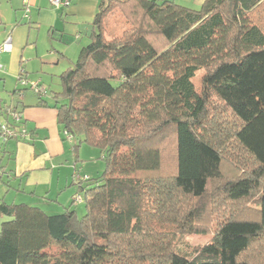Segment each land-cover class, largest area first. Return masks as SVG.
Listing matches in <instances>:
<instances>
[{"label": "trees", "instance_id": "1", "mask_svg": "<svg viewBox=\"0 0 264 264\" xmlns=\"http://www.w3.org/2000/svg\"><path fill=\"white\" fill-rule=\"evenodd\" d=\"M198 6L99 0L89 41L60 73L51 106L62 139L71 135L73 157L79 161L86 142L99 150L104 169L81 175L73 161L76 190L58 213L0 199L7 218L0 264H264V0ZM200 69L198 92L192 79ZM20 79L30 82L24 71ZM38 84L44 92L27 84L15 94L30 88L48 106L49 92ZM212 96L237 121L224 136L206 122ZM0 113L26 128L25 120L18 125ZM226 139L252 158V171L222 180ZM10 140L20 139L0 141L5 154ZM215 195L219 206L253 200L256 216H227L208 242L186 250L185 234L208 233L206 200ZM75 202L84 205L81 216ZM254 246L258 251L245 256Z\"/></svg>", "mask_w": 264, "mask_h": 264}, {"label": "crops", "instance_id": "2", "mask_svg": "<svg viewBox=\"0 0 264 264\" xmlns=\"http://www.w3.org/2000/svg\"><path fill=\"white\" fill-rule=\"evenodd\" d=\"M20 1L15 0L19 7L15 9L14 14L0 10V44L7 36L12 40L11 50L0 54V63L4 68L0 71V97L5 106L15 105L21 110L22 120H25L30 135L28 138L10 140L7 143L6 150L10 158L1 170L3 175L0 181L2 183L6 181L10 189L12 187L10 185H15L16 191L21 194V202L40 206L43 203L51 204L58 201L59 188L67 187L68 183L74 186L71 184L74 169L73 165L69 166L62 162L69 153L72 154L70 159H73V152L70 141L63 140L60 134L56 109L49 101L48 106L38 104L37 97L34 102H24L27 90L24 91L22 98L15 94V90L20 88L18 76L21 71L25 72V77L30 81L25 70L27 67L24 57L25 49L33 52V46L36 47L35 43L33 46L30 44L31 26L40 25L48 30L54 29L57 38L51 39L55 40L56 49L49 51V55L59 53V56L72 63L80 47L76 46L72 49V55H68L66 45L71 43L72 37L81 40L86 36L89 39L92 19L99 0H70L68 6L59 8L51 6L47 0H31L33 13L30 14V24L18 14L21 10ZM59 61L58 57L52 60V63L59 64ZM0 155L3 160L5 157L1 152ZM71 163L73 164V160ZM75 190V186L69 187L66 190L67 197L61 202L65 204ZM0 199L6 201V196L3 195ZM12 202L15 201L8 203Z\"/></svg>", "mask_w": 264, "mask_h": 264}, {"label": "rangeland", "instance_id": "3", "mask_svg": "<svg viewBox=\"0 0 264 264\" xmlns=\"http://www.w3.org/2000/svg\"><path fill=\"white\" fill-rule=\"evenodd\" d=\"M50 4V1L47 0ZM179 4L185 5L190 8L199 7L198 1L199 0H176ZM2 5L0 6V10L4 13L11 14V12L14 14L15 9L19 7L18 3L15 2V0H1ZM24 4L25 1L21 0V10L18 11L19 16L21 15L22 19L24 21H27V18L23 17L24 13ZM29 6H30V14L33 13L32 9V3L31 0H29ZM52 6V5H51ZM54 7V6H53ZM57 8V7H55ZM39 25L38 27H35V25L31 26V32L32 36L30 37V44L33 46L34 43L36 47L33 46V52H29L27 49H25V65L28 72V76L30 79V82L39 81L43 86H45L49 92L47 93L46 98L49 101V103H54L53 99H51L53 92H58L61 89V85L59 82V75L60 73L65 70L69 65H72L70 61H67L65 58L59 56V53H54L53 55H49V51H53V49H56L55 47V40L51 39V36L48 32V28L41 27ZM78 37H72L71 43L66 45L67 46V53L68 55H72V49L76 46H79L80 49L82 46L86 45L89 41V39L84 36V39L78 40ZM58 49V48H57ZM80 51V50H79ZM79 52L76 54L75 59L77 58ZM67 55V57H69ZM60 59L59 64L52 63V60ZM203 69H200L196 71L195 76L193 77L192 81L195 86V89L199 92L201 88V80L202 76L204 74ZM24 87V86H23ZM26 97L23 99L24 102H34L36 100V95L34 94L33 90L28 88L26 89ZM25 91V90H24ZM22 98V95L20 96ZM63 102V99H60V103ZM209 109V118L206 122H208L211 126V128H214L215 124H217L216 128L223 130V132H220L224 135L229 134V131L233 129L234 125L237 123V121L233 118L231 113L221 104L220 101H218L214 96H212L209 99L208 107ZM28 129V128H27ZM29 131V130H28ZM236 147V148H234ZM2 148V147H1ZM3 149V148H2ZM2 149H0V152L2 153L3 160L1 159L0 155V166H5L4 164L7 163V160L9 158L8 154H5L2 152ZM78 158L74 156V159H70L72 157V154L69 153V156L67 158H63L62 162L67 163V165H72L71 161L73 160L76 163L77 168L79 169V173L81 175L86 176H97L99 175L103 169H104V162L100 158V152L96 147H93L91 145H88L86 142H82L80 146L78 147ZM71 155V156H70ZM223 156L224 161L222 164V170H221V177L222 180H227L228 178L234 177L238 172L244 171L245 173H249L252 171L253 168H255L254 161L251 157H249L243 150L238 148L236 145H233V141L231 139H226L224 142L223 147ZM165 170L167 173H171L172 164L170 161L165 166ZM1 168H0V174H1ZM73 174V170H72ZM12 186L11 189L8 188L7 184H4L0 181V198H2L3 195L6 196V201H15L16 203L21 202L20 197L21 194L16 191V186ZM71 186L69 183L67 184V187L59 188L58 193V201H54L51 204H39L42 209H44L47 213H58L63 211V207L68 204L70 201L67 200V204H63L61 201H64L66 196V190ZM55 195V194H54ZM221 196H212L208 197L206 201L209 202L210 207L207 209L209 216L205 219V226L208 227V233L206 234H185L183 238L181 239L182 242H180V245L185 248L188 251H191V248L193 246L201 245L206 242H208L211 239V236L213 232L216 230V226H218L221 219L227 217V216H235L238 215L240 217H254L256 215L253 214V212H256L254 206L255 202L253 200H244L240 202H231V203H225L223 205L221 204ZM13 199V200H12ZM59 202V203H58ZM222 206H224L222 208ZM74 207L77 210L78 216H81L84 213V205L82 202H75ZM6 217L0 216V223L4 220L6 221ZM156 230H161L165 232H169L173 230L172 225L167 224H157L155 226ZM259 249V246H254L252 249H249L245 256H253L255 252H257ZM53 250V249H52ZM250 257V259H252ZM107 264H114L111 262H108Z\"/></svg>", "mask_w": 264, "mask_h": 264}, {"label": "built area", "instance_id": "4", "mask_svg": "<svg viewBox=\"0 0 264 264\" xmlns=\"http://www.w3.org/2000/svg\"><path fill=\"white\" fill-rule=\"evenodd\" d=\"M25 4H24V13H23V17L27 18V20L30 18V6H29V0H24ZM50 4L54 7H63V6H67L70 2V0H49ZM12 48V40L10 36H7V38L0 44V54L2 52H6V51H10ZM3 65L0 63V71H2ZM20 86H26L31 85L32 88L36 91V92H44L45 89L44 87L40 86L38 84V82H28L25 79H20L19 80ZM0 108L3 109L4 113L8 115V117H10V119H12V121L16 122L18 125L20 124V122L22 121V114L21 112H19L18 110H12L10 106H5L4 104H2V100L0 97ZM29 131L27 130V128L25 127H20V128H15L10 126L6 120L4 119L3 115H1L0 113V141L1 142H6L7 140H9L10 138H19V139H25L29 137ZM67 138L70 141L71 139V135L67 134Z\"/></svg>", "mask_w": 264, "mask_h": 264}]
</instances>
